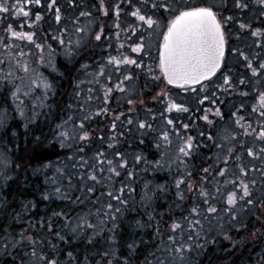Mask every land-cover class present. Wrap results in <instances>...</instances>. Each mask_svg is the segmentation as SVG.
<instances>
[{
    "label": "snow or ice",
    "instance_id": "snow-or-ice-1",
    "mask_svg": "<svg viewBox=\"0 0 264 264\" xmlns=\"http://www.w3.org/2000/svg\"><path fill=\"white\" fill-rule=\"evenodd\" d=\"M229 11L232 15L226 14ZM250 12L253 15L248 18ZM49 14L52 34L44 32L40 38L48 36L58 46H63L64 55L72 65L69 75L76 83L73 85V102L57 106L65 118L55 123L52 129V138L72 154L68 165L57 167V177L52 179L56 187L43 198L47 200L55 196L78 204L88 202L92 207L75 218L66 211L56 212L53 214L55 220L45 218L40 222L44 225L40 233H32L29 220L30 227L17 233L8 221L19 219L21 212L16 211L15 203L0 196V258H7L4 264H141V260L142 264H196L205 245L216 243L215 239L209 240L210 234L219 229L224 239H231L226 234L225 224L228 229L236 223L247 227L241 220V211L247 214L253 207L264 210V123L246 120L240 115L244 104L233 106L226 117L221 107L224 100L217 95L230 94V90L234 91L239 85L253 84L256 79L264 78V56L259 52L250 54L240 47H230L233 36L237 40L250 36L253 38L250 47L264 49V0H219V3L204 6L182 5L179 0H0V31L5 36L33 44L43 61L45 44L36 43L37 30L40 22H47ZM125 14L135 20L125 24L122 20ZM13 15L17 18L13 22L16 27L9 23ZM101 18H111V27L102 23ZM161 18L166 21L163 29ZM21 19L29 29L37 30L17 31V27H25V23H18ZM231 26L236 27L235 33ZM157 29H161L158 35ZM122 35L132 41L128 44L129 51L138 55L133 57L120 52L118 56L107 55L106 60L88 62L93 42L95 47L108 42L111 48V41L119 42ZM153 35L162 37L156 60L151 53ZM133 36L135 40H132ZM0 44L8 47L3 38H0ZM47 47L50 53L54 51L51 44ZM124 48L125 44L119 43L116 50L119 52ZM83 51H88L89 55L80 58ZM18 55L23 58L26 53L20 51ZM229 55H235L250 76L236 77L227 64ZM16 63L23 71H29L27 63H21L20 59ZM157 70L159 74H154ZM117 73L119 75L114 80L113 75ZM142 75L153 82L166 81L167 85L195 93L198 106L209 105L195 109L203 113L200 119L205 122L197 136L188 134L189 123L166 116L172 112H193L190 106L178 103L166 88L155 97L156 102L164 101V111L159 113L164 117V125L155 127L157 117L151 108L146 107L142 91L137 86ZM37 79L40 83L36 79L30 81L29 91L22 93L24 97L33 94L36 101H29L27 112L20 99L21 89L16 88L12 94L26 132L41 116L48 117L51 105L47 100L49 94L55 95L54 85L42 74ZM40 89L43 90L40 96H35ZM257 91L259 117L264 120V91L259 88ZM116 94L126 96L125 111L112 110ZM239 95L246 97L249 92L241 91ZM139 109L147 113L146 119H135ZM252 111L256 112L257 108L253 107ZM101 117L110 120L113 133L118 130V122L126 126L135 124L140 132L139 142L143 144L145 138H150L159 159L150 161L139 152L130 160L117 147L124 131L106 138L92 127ZM9 120L7 110L0 111V141L7 138L15 148V139L20 134L9 126ZM253 123L258 127L254 128ZM34 139L41 142L40 137L34 136ZM109 140L111 142H107ZM97 141L106 143L111 154L97 146ZM257 143L262 146L257 147ZM203 149L212 150V154L205 152L202 155ZM246 157L248 163L244 162ZM197 158L201 163L197 178L193 179ZM173 164L180 173V178L174 181L176 195L180 201L186 197L190 200L191 206L184 210L186 215L182 213L176 219L170 217L172 222L164 235L156 227L155 240L151 236L147 241L132 238L121 245L118 229L125 212L131 210L132 194L136 192L132 182L137 170L146 172L149 167L157 171L171 170ZM67 167L75 170L79 196L69 194L74 176L65 170ZM20 168L11 159L5 145L0 150V191L12 184L20 187L23 175ZM167 191L166 185L144 183L139 204L150 221L156 219L149 210L154 211L152 205L157 193ZM34 207L35 204L29 202L23 205V210ZM136 224L143 227L139 220ZM261 227L264 228V221ZM44 232L51 237L50 240L44 237ZM77 239L85 245L81 253H77L75 247L61 251L53 243L59 241L70 245ZM256 264H264V252L258 254Z\"/></svg>",
    "mask_w": 264,
    "mask_h": 264
},
{
    "label": "trees",
    "instance_id": "trees-1",
    "mask_svg": "<svg viewBox=\"0 0 264 264\" xmlns=\"http://www.w3.org/2000/svg\"><path fill=\"white\" fill-rule=\"evenodd\" d=\"M182 5L188 6H204L207 0H203L200 4L190 5L187 0H179ZM125 7V13H127L128 8L127 5ZM255 12V10H254ZM227 15H232V12L229 11L226 13ZM253 15L252 12L248 13V18H251ZM165 16H168L165 13ZM170 19V17H169ZM122 20L125 24H131L135 18L130 17L125 14L122 16ZM15 18L10 17L9 23L16 22ZM166 22L163 18H161V22ZM101 22L107 24L109 27L112 25L111 18H101ZM18 23H25L23 19L19 20ZM138 23V22H137ZM13 26L16 27V23H13ZM257 26H259V21H257ZM52 23L50 14L47 22H40L39 29H29L27 24L25 23V31L29 30H37L38 38L36 39V43H44L45 49L43 52L44 60L40 59V52L35 48L33 44L28 41H23L15 38H9L7 36L5 39L8 47L5 48L3 44H0V111L7 110V113L10 117L9 126L13 129L14 132H18L20 135L16 137L15 144L17 147L13 148L12 144L7 142V138L3 141H0V150L7 146V150L11 156V159L18 163L21 168L23 175L20 177V187L18 188L16 184H12L10 188H5L3 191H0V196L5 197L6 199L12 201L16 204V211L21 212V216L17 220L9 219L8 223L13 226L15 232H20L22 230L28 229L30 226L28 221H31V225L33 226L31 231L32 233H40L42 232L44 225L40 222L43 219H48L49 221H53L56 217L53 215L56 212L66 211L73 218L77 215L81 214L82 211H87L92 207L91 203L85 202L84 204H78L71 200L60 199L59 197L53 196L51 199H44L43 196L45 194H50L53 192L56 187L55 184L52 183V179L57 177V167H63L68 165V158L71 156V151L67 148H62L59 145L58 141H55L52 138V129L55 123H59L61 119L65 118L64 114L60 112L58 105H68L73 102V85L76 83L74 77L70 76L69 73L72 69V65L69 64V61L66 59L64 55L63 46H58L57 43L48 38V36H42L44 32H48L52 34ZM23 29L17 27V31H23ZM114 31V30H113ZM231 31L235 33L236 27L231 26ZM3 31H0V34ZM139 35V33H137ZM135 37V36H133ZM136 38V37H135ZM122 39V38H121ZM161 40V37L159 38ZM233 42V44H232ZM234 39L230 42V47L234 46ZM112 47H108V42H105L101 47H95V42H93L92 47L90 49L91 56L89 57L88 62L93 63L96 61L105 60L106 56L112 52H116L117 42L115 39L111 41ZM51 44L52 51L51 53L48 50L47 45ZM245 47V46H244ZM243 49V47H240ZM246 49V48H244ZM247 50V49H246ZM11 51L16 58L20 59V62L25 60L29 64V70L32 75V80L36 79L37 83L40 81L37 79L39 74H42L50 83L54 85L55 95L49 94L47 104L51 105V111L47 118L41 116L35 123V125H30L29 130L26 132L23 125L24 121L20 117L19 112L17 111L16 102L13 97V91L16 88L21 87V81L24 78L25 71H21V68L18 67L16 63V58L9 59L8 52ZM23 51L26 53V56L23 58L19 57V52ZM264 52V50H262ZM261 51V55H262ZM249 52V51H248ZM252 53L251 51L249 52ZM88 51H83V56H88ZM229 55L228 57H230ZM227 57V59H228ZM236 60V59H235ZM234 67L236 70L241 69V65L236 64ZM228 67L232 69V67L228 64ZM233 73L236 72L232 69ZM242 71V70H241ZM18 73L19 75H16ZM247 76H250V72L244 73ZM83 78V77H82ZM217 78H214L216 80ZM255 79V78H254ZM264 84V78L256 79L255 83ZM151 79L147 76L142 75L140 77V81L137 83V86L141 89L143 99H150L153 97L154 92L158 90L157 85L152 86ZM253 84L242 85L238 92H235L234 97L230 100H227L220 93L217 95L221 100H225L224 105H222V110L225 111L226 117L229 109H232L233 106H239L240 104H244V109L239 113L240 115H244L246 120L257 121V116L259 113H255L252 111L251 101L254 99L255 95H253V90L251 88ZM171 87V86H169ZM199 88V86H195ZM175 93L183 98L187 105L193 109L191 113H182L181 115L178 113L169 115L166 114L168 118H173L179 121H183L184 123H189L190 128L187 130L189 135L197 136L198 132L203 129L204 121L200 119L202 116V112L195 111L197 107L206 108L209 105L207 103L205 105H197L196 104V94L191 92H186L179 87H171ZM239 88V86H237ZM29 91V89H25L24 92ZM43 90L35 92V96H40ZM241 91H247L251 93V98L243 103L242 96L239 95ZM20 99L25 100L23 102L25 112L28 111L30 105L29 101L35 103L36 101L33 99V94H30L27 99L22 94ZM256 93V92H255ZM126 96L123 94L117 95L114 97L113 102L111 104V108L113 111L120 110L125 111L127 109V105L122 107L125 103ZM122 104V105H121ZM149 108L152 109V114L156 115L157 119L155 121V127L161 128L164 125V117H160L159 113L164 111L163 107H159L157 104L153 103ZM45 111H48L47 108ZM147 113L143 109L138 110V116L135 119H146ZM210 118H213L210 115ZM92 127L97 129L101 135H104L106 138L115 134L118 135L119 131H124L125 135L120 137L121 143L117 145V147L124 151L128 158L131 160V157L134 153L142 152L145 156H147L148 160L154 161L159 159V154L152 147V142L150 138H145V142L141 144L139 142L140 132L137 130L135 124L131 126H126L123 123L118 122V130L116 133H113L110 129V120L105 117H101L97 119ZM253 127L256 128L258 125L253 123ZM131 128V131L128 129ZM35 137H40V143H37L34 139ZM107 142H111L110 140ZM97 146L102 149H106L109 154H111V149L106 148V143L102 144L97 141ZM257 147H261L259 143L256 145ZM94 149L89 151V154ZM15 155H11L12 153ZM207 153L208 155L212 154V150L203 149V153ZM245 163L249 162V158H245ZM201 163V159L197 158L194 161L193 171V179L197 178L198 169ZM257 165L260 164L259 161H255ZM51 164L52 167H45ZM66 171L72 172L74 176L73 188L69 193L71 196H79L80 192L76 191L78 185L75 182V170L70 167L65 168ZM183 172V169H181ZM180 178V173H177L176 165L173 164L171 170L167 168L162 170H154L149 167L148 171H139L137 170V176L135 180L132 182V187L136 189V192L132 194L131 200V210L126 211L124 216L121 218L120 227L118 229L121 245L125 243V241L129 239H136L137 241L143 239L145 241L149 240V237L155 240L154 230L156 227H159L164 235L168 231V225L172 219L178 218L182 213L186 215L184 211L185 208L191 206L190 200L186 197L184 201H180L176 195V189L174 185L175 179ZM59 179V178H58ZM145 182H150L152 186L155 185H166L168 188L167 192L157 193L156 198L153 202L152 211L149 210L152 215H155V221H150L148 219V214L144 212V209L140 207V198L142 195L141 189L144 186ZM99 187V186H98ZM183 187V186H182ZM32 202L35 204L34 208H29L27 211L23 210V205ZM261 211L258 208L253 207L247 214L241 211V220L243 224L247 225V227H243L240 223L234 224L231 229H228V225L225 224L226 234L231 237V239H224V237L220 234V230L217 229L215 233L209 235V240L215 239V244H206L203 252L200 253L197 258L196 264H256L258 259V254L264 252V228L261 227V222L264 221V215H261ZM158 213V215H157ZM223 215V214H222ZM171 221H170V220ZM139 220L143 227H137L136 221ZM215 224V222H214ZM111 226V225H109ZM166 230H165V229ZM165 230V231H164ZM46 239H51L50 236L46 232L43 233ZM56 243L57 248L61 249V251L72 250L75 247L77 253H81L84 251L85 245L79 239L73 240L70 245L63 244L59 241H53ZM104 240H101V245L103 246ZM59 254V253H58ZM6 257L0 258V264H4V260ZM63 259V257H62ZM142 264V260H141Z\"/></svg>",
    "mask_w": 264,
    "mask_h": 264
},
{
    "label": "rangeland",
    "instance_id": "rangeland-1",
    "mask_svg": "<svg viewBox=\"0 0 264 264\" xmlns=\"http://www.w3.org/2000/svg\"><path fill=\"white\" fill-rule=\"evenodd\" d=\"M188 2H189V4L190 5H193V4H200L201 2H203V0H187ZM208 1V4H213V3H219V0H207ZM179 2H181V1H179ZM13 18H15V20H17V18L13 15L12 16ZM166 22H161V29H163V26H164V24H165ZM25 29V28H24ZM23 29V31H25ZM161 29H157L156 30V32H157V35L159 34V32H160V30ZM236 32V31H235ZM157 35H153V37H152V39H151V53H152V58H153V60H156L157 58H158V55H159V53H158V47H159V45L162 43V37H161V40H159V38H157ZM10 36V35H9ZM7 36H5L4 35V33H1L0 34V38H6ZM9 38H11V36L9 37ZM136 38L135 37H132V40H135ZM232 39H234V46H232V48L233 49H235L236 47H243V49L242 50H245V51H251V52H259V53H261V51L262 50H264V49H260V48H254V47H250L251 45H252V42H253V38L252 37H250V36H246L245 38H242V39H240V40H237L236 38H235V36H233L232 37ZM23 41H25V40H23ZM117 42V41H116ZM132 41L131 40H126L124 37H123V35H122V39L119 41V42H117V49L119 48V43H124L125 44V48L124 49H120L119 50V52L116 50V52H112V53H110L111 55H113V56H118L119 55V53L120 52H124L125 54H127V55H131V56H133V57H135L136 55H138V54H135V53H131L130 51H129V49H128V44H130ZM232 44H233V42H232ZM245 46V47H244ZM244 48H246V49H244ZM8 55H9V59H11V58H16L15 57V55L11 52V51H9L8 52ZM109 55V54H108ZM262 56H264V52L262 51ZM107 57V56H106ZM105 57V58H106ZM16 59H19V58H16ZM147 59V58H146ZM236 59V60H235ZM106 60V59H105ZM236 61H237V58H236V56L235 55H231L230 57H228V59H227V64H229L231 67H232V69H234L236 72H234L233 74L236 76V77H241V76H245V69H244V66L243 65H241V69L240 70H236V68L234 67L235 65H233V63L234 64H236ZM21 63H27L25 60H23V62H21ZM148 63H152V61H148ZM28 64V63H27ZM239 64V63H238ZM28 66H29V64H28ZM18 67H20L19 65H18ZM130 67H133V66H130ZM153 67H156V65L155 64H153ZM242 70V71H241ZM21 71L23 72V70L21 69ZM31 73L32 72H30V70L28 71V72H26V73H24V78L22 79V81H21V87H20V89H21V91L22 92H24L25 91V89H27L28 88V85H29V83H30V81H32V75H31ZM154 74H159L158 73V70H157V73H154ZM16 75H19L18 73H16ZM116 75H119L118 73L117 74H114L113 75V79L115 80V78H116ZM219 75V74H218ZM151 82L153 83L152 84V86H156L157 85V87H158V90L156 91V92H154V95H153V97L152 98H150V99H146L145 100V102H146V107H149V106H151V104H153V103H155V104H157L160 108L161 107H163V109H164V101H159V102H156V100H155V97L159 94V92L161 91V89L162 88H166L167 90H169L170 92H171V95H172V97L178 102V103H180V102H183V103H185L186 105H187V101L185 102L184 100H183V98H181L180 96H179V94L177 95L176 93H175V91H173L172 89L173 88H171V87H169V85H167L166 84V81L165 82H160V81H157V82H153L152 80H151ZM216 82L217 83H219V80L218 79H216ZM242 85H239V88H236L234 91H232V90H230V94H223L222 95V97L224 96L227 100H230L232 97H234V95H235V92H238V90L240 89V87H241ZM251 88H252V90H253V95H255V97H253L254 99H252L251 98V93H249V95L248 96H246V97H244V98H242V101H244L243 103H246V101L247 100H249V99H252V103H251V106L252 107H256L257 108V111L255 112V113H259V95H258V91H257V89L259 88V90H261V91H264V86H262V82H260V83H253V86L251 85ZM256 92V93H255ZM218 94V93H217ZM117 95H120V94H116L115 96H117ZM123 96H125L124 94H123ZM33 97V96H32ZM25 99H27V97H25ZM225 99V100H226ZM225 100H224V102H225ZM23 102L25 101V100H22ZM122 105V104H121ZM125 103H124V105L122 106V107H125ZM176 112H172V113H166V114H169V115H172V114H175ZM178 114H182V113H178ZM255 120H257V121H260L261 123H264V120H261V118L259 117V115L257 116V119H255ZM228 123L229 124H231V120H229L228 121ZM262 146V145H261ZM170 220V219H169ZM171 221V220H170ZM171 223V222H170ZM170 225V224H169ZM165 229V228H164ZM166 230V229H165ZM164 230V231H165ZM165 234V233H164Z\"/></svg>",
    "mask_w": 264,
    "mask_h": 264
},
{
    "label": "water",
    "instance_id": "water-1",
    "mask_svg": "<svg viewBox=\"0 0 264 264\" xmlns=\"http://www.w3.org/2000/svg\"><path fill=\"white\" fill-rule=\"evenodd\" d=\"M169 86H171V87H176V86H174V85H169Z\"/></svg>",
    "mask_w": 264,
    "mask_h": 264
}]
</instances>
